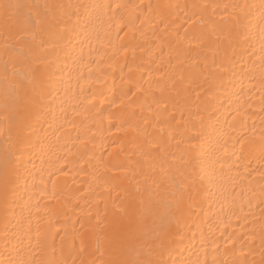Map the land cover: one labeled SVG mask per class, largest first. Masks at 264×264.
Listing matches in <instances>:
<instances>
[{"label": "bare ground", "instance_id": "obj_1", "mask_svg": "<svg viewBox=\"0 0 264 264\" xmlns=\"http://www.w3.org/2000/svg\"><path fill=\"white\" fill-rule=\"evenodd\" d=\"M113 261L264 264V0H0V264Z\"/></svg>", "mask_w": 264, "mask_h": 264}, {"label": "snow or ice", "instance_id": "obj_2", "mask_svg": "<svg viewBox=\"0 0 264 264\" xmlns=\"http://www.w3.org/2000/svg\"><path fill=\"white\" fill-rule=\"evenodd\" d=\"M5 8L6 13L9 15V18H11V15L13 13L9 12L11 9H19L21 6L20 5H12V4H6L3 6ZM119 7V5H117ZM111 264H141L139 261L131 262V261H113Z\"/></svg>", "mask_w": 264, "mask_h": 264}]
</instances>
